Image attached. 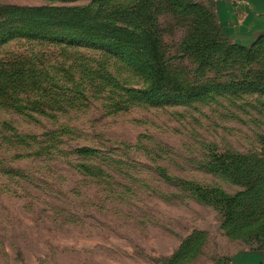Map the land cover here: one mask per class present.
<instances>
[{
  "label": "rangeland",
  "instance_id": "1",
  "mask_svg": "<svg viewBox=\"0 0 264 264\" xmlns=\"http://www.w3.org/2000/svg\"><path fill=\"white\" fill-rule=\"evenodd\" d=\"M20 6L47 7L44 21L57 6L97 7L100 18L128 8L127 28L142 20L157 35L167 70L181 83L264 82V36L256 40L264 0H0L7 9L0 22L36 16L20 14ZM132 38L137 48L140 38ZM30 52L97 71L81 79L102 89L55 121L0 105V156L8 148L5 120L35 133L64 123L68 148L97 147L109 175L85 176L63 159L12 160L32 176L0 177V264H227L241 249L264 248V89L159 96L146 90L137 67L102 47L62 53L56 41L0 43L1 60ZM63 73H56L61 84L71 85ZM219 155L229 171L212 166Z\"/></svg>",
  "mask_w": 264,
  "mask_h": 264
},
{
  "label": "trees",
  "instance_id": "2",
  "mask_svg": "<svg viewBox=\"0 0 264 264\" xmlns=\"http://www.w3.org/2000/svg\"><path fill=\"white\" fill-rule=\"evenodd\" d=\"M92 1L93 3H102L105 0ZM89 8L80 6L52 7L49 9L52 11L51 16L44 21L41 12L47 10V7H15L14 9L20 14H32L31 16L35 14L36 16L28 19L22 17L21 23L0 22V43L16 37L40 39L48 42L56 41L62 53H68L76 45L81 44L102 47L113 54L121 55L137 67V70L149 83L146 90L159 96H196L214 88L264 89V82L246 79L216 84L187 85L181 83L167 70L160 52V41L157 35L151 30H147L146 24L142 20L135 30L127 28L130 14L128 8L123 10L120 16L112 14V17L105 16L104 18L98 16L100 9L97 7L95 9ZM6 10L2 8L0 11L3 13ZM119 21L124 25H116ZM133 36L140 38V44L137 48L132 46ZM263 36L264 33L259 34L256 40ZM59 71L64 72V77L71 85L61 84L62 77L56 76ZM97 74V71L84 66L82 70L73 71L71 66L61 60H55L54 63H51L49 55L42 52L19 54L12 60L0 59V105L35 120H39L40 116H45L55 121L58 120L61 111L77 108L81 104L85 106L90 97L88 93L94 91L93 88L98 91L102 89V84L97 80L91 78V81H85L81 79L85 75L96 76ZM98 77L102 79V73ZM77 100L80 102L77 103ZM113 103L110 102L108 105H113ZM113 111L109 110L108 113L111 114ZM4 127L2 140L8 148L5 150L6 155L0 156L1 178L12 179L19 183L20 180L29 179V176H32L25 169L9 165L12 160L49 161L63 159L85 176L103 178L109 175L104 164L95 159L99 155L97 147L74 144L68 148L66 143V134L70 131L68 124L63 123L58 128L41 133L21 131L8 120L4 121ZM212 166L217 170L229 171L224 155L216 156L212 161ZM241 174L249 175L247 171H241ZM166 176L171 177L168 174ZM173 177L176 178L177 176ZM261 179L263 181L264 174ZM202 191L204 195H210L205 188H202ZM221 192L228 194L222 189ZM201 195L203 194L201 193ZM223 199L225 202L232 201V198L228 197ZM258 249L264 250L262 247H258Z\"/></svg>",
  "mask_w": 264,
  "mask_h": 264
},
{
  "label": "crops",
  "instance_id": "3",
  "mask_svg": "<svg viewBox=\"0 0 264 264\" xmlns=\"http://www.w3.org/2000/svg\"><path fill=\"white\" fill-rule=\"evenodd\" d=\"M261 14L264 16V12ZM260 30H264L263 21ZM227 264H264V250L258 248L241 249L231 257Z\"/></svg>",
  "mask_w": 264,
  "mask_h": 264
}]
</instances>
